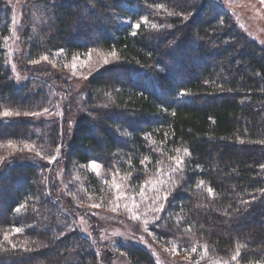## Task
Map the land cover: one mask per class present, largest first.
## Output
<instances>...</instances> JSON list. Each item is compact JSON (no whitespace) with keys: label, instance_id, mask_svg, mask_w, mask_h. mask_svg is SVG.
<instances>
[{"label":"trees","instance_id":"16d2710c","mask_svg":"<svg viewBox=\"0 0 264 264\" xmlns=\"http://www.w3.org/2000/svg\"><path fill=\"white\" fill-rule=\"evenodd\" d=\"M28 3L20 32L29 62L97 45L119 63L78 94L87 116L73 139L67 119L25 115L51 109L52 91L39 82L42 73L26 85L14 78L11 11L0 0V109L20 113L0 119V154L11 161L0 170V264H99L95 245L69 229L62 204L76 212L87 191L109 206L120 176L137 191L158 172L172 184L154 226L162 240L190 252L195 264L231 261L237 252L234 264L264 262V45L213 0ZM118 16L148 23L133 35ZM58 156L68 180L78 177L71 196L51 184L49 161ZM173 157L184 160L182 170L174 171ZM91 159L112 170V183L80 171ZM126 249L132 264H157L140 245Z\"/></svg>","mask_w":264,"mask_h":264},{"label":"rangeland","instance_id":"374dc122","mask_svg":"<svg viewBox=\"0 0 264 264\" xmlns=\"http://www.w3.org/2000/svg\"><path fill=\"white\" fill-rule=\"evenodd\" d=\"M4 1L11 11L13 35L9 43V52L14 78L20 85H26L30 78L38 77L36 72L42 73L39 76H42L43 79L39 82L51 89L52 107L47 109L48 111L36 115V118L50 120L51 118H58L62 120L61 123H65V119H67L69 126L66 133L73 139L77 124L83 117L87 116V104L78 97V94L87 87L88 81L103 68L118 64V59L112 56L113 52L105 51L95 45L89 50L73 55L62 54L63 52L60 50H55L50 54L46 52L36 60L37 62H29L30 51L26 47H21L20 30L28 17L27 7L30 0ZM213 1L226 6L232 13L236 24L249 37L264 45V2L261 0ZM117 19L122 20L132 31L137 30L133 29L132 25L140 22L139 19L131 16H118ZM44 56H47L46 60L42 59ZM105 60H108L107 64L104 63ZM3 111L5 110L0 109V119L19 116L16 115V112L10 111L12 115L5 117L2 115ZM128 115L135 116L129 113ZM28 151L33 153L35 149L31 147L28 148ZM11 153L13 156L16 154L15 151ZM60 157L49 161L55 170L51 172L53 180L51 184L56 188L58 186L64 188L62 190L64 196H71L70 187L72 184H76L75 181L78 177L74 178V181L68 180V167L65 162H60L58 159ZM16 159L20 158L14 157L12 160ZM9 160L10 158L5 159L0 154V170L11 163ZM26 160L29 159L26 158ZM90 161H95L100 167L92 168ZM89 162L84 165V168H80V171L84 169L93 172L101 179L104 178L105 181L112 183L113 176L111 180L109 179L112 170L109 171L105 165L95 159H91ZM167 175L158 172L147 178L148 183L144 189L143 198L138 194L139 190L129 189L127 178L120 176L119 180L112 186V202L109 206L97 202L94 198L93 201L92 195L87 191L83 198H78L75 202L78 209L76 212L70 211L64 203L62 204L64 212L67 215L71 214V218H68L71 221L68 222L69 229L72 228L73 231L89 239L95 245L99 264H132L126 249L130 243L150 250L157 264H195L190 260V252H186L183 247L173 242L166 243L154 231L156 220L168 208L169 191L172 190L169 186L171 187L172 184L168 182ZM116 185L120 186L119 189L116 188ZM121 192L127 195L117 199ZM133 195H135V206L132 201ZM165 196H167L166 199ZM73 198L76 197L73 196ZM161 205H163V209L157 210L160 209ZM146 221L147 223H145ZM210 259V264H225V262L226 264H234L236 262L234 260L222 261L219 258Z\"/></svg>","mask_w":264,"mask_h":264},{"label":"snow or ice","instance_id":"6c2138e0","mask_svg":"<svg viewBox=\"0 0 264 264\" xmlns=\"http://www.w3.org/2000/svg\"><path fill=\"white\" fill-rule=\"evenodd\" d=\"M261 2H264V0H261ZM141 22L147 24V23H148V20H147V18L145 17V18H142ZM141 22H137V23L133 24V25H132L133 29H139L140 26H141ZM151 26H152L153 28H156V27H157V25H155V24H153V25H151ZM132 34H133V35H136V31H133ZM61 51H63V50H61ZM115 55H116L115 52H113V53H112V56H115ZM42 59H45V60H46V59H47V56L42 57ZM35 62H37V61H34V63H35ZM104 63L107 64V63H108V60H105ZM45 111H48V110L45 109ZM29 114H32V115H38L37 113H25V115H29ZM2 115L5 116V117H7V116L12 115V113H11L10 111H8V110H5V111H3ZM16 115H20V113H16ZM184 151H185V154H186V155L189 154L187 149H185ZM147 159H148V158L145 157L144 160L141 161V163H144L145 161H147ZM172 159L175 161V165H176V168L174 169V171L182 170V166L184 165V160H183L182 158H178V157H173ZM89 163H90L91 167L94 168V169L100 167V165H98L95 161H90ZM262 167H264V165H262ZM147 183H148V182L146 181L144 185L140 186V189H139V193H138V194H139L142 198L144 197V189H145V187L147 186ZM203 183H204L203 181H200V184H201V185H203ZM119 187H120L119 185H116V188H117V189H119ZM208 191H209V193H212L213 190H212L211 188H209ZM126 195H127L126 193L121 192L120 195L117 197V199H120L121 197H124V196H126ZM166 198H167V196H165V199H166ZM132 201H133V204H134V206H135V195L132 196ZM162 209H163V205H161V206H160V209H157V210H162ZM17 211H19V209H17ZM134 218H138V217H134ZM145 223H147V221H146ZM16 231L19 232V231H21V229L17 228ZM191 251H192V252H195V251H196V248L193 247V248L191 249ZM239 255H240V253L237 252V254L234 255V256H232L231 259L235 261V260H237V257H238ZM225 264H226V262H225ZM257 264H264V262H259V261H258Z\"/></svg>","mask_w":264,"mask_h":264}]
</instances>
